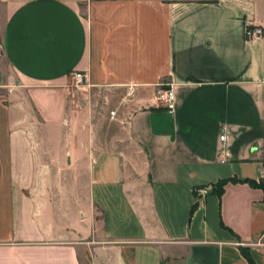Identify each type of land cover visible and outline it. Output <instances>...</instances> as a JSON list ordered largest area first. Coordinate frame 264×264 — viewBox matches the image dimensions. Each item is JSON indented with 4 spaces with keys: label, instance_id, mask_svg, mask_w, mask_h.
Instances as JSON below:
<instances>
[{
    "label": "crops",
    "instance_id": "1",
    "mask_svg": "<svg viewBox=\"0 0 264 264\" xmlns=\"http://www.w3.org/2000/svg\"><path fill=\"white\" fill-rule=\"evenodd\" d=\"M0 16V264H251L242 247L264 264L246 181L264 180V35L246 36L264 0H0Z\"/></svg>",
    "mask_w": 264,
    "mask_h": 264
},
{
    "label": "built area",
    "instance_id": "2",
    "mask_svg": "<svg viewBox=\"0 0 264 264\" xmlns=\"http://www.w3.org/2000/svg\"><path fill=\"white\" fill-rule=\"evenodd\" d=\"M264 35V28L260 25H249L246 28V36L248 39L259 38ZM78 81L81 82L83 78L82 73H78ZM164 86L160 87L157 90L156 98L157 100L168 110L169 113L174 114L176 111V97L174 89L171 83L167 82L163 84ZM221 140L224 141L226 138L225 134L220 136ZM224 152V150H222ZM222 162L226 161L225 157L221 158ZM194 192L198 197H202L208 193L207 186H197L194 188Z\"/></svg>",
    "mask_w": 264,
    "mask_h": 264
},
{
    "label": "rangeland",
    "instance_id": "3",
    "mask_svg": "<svg viewBox=\"0 0 264 264\" xmlns=\"http://www.w3.org/2000/svg\"><path fill=\"white\" fill-rule=\"evenodd\" d=\"M88 0H79L80 2V6H81V9H82V12H85L86 10V3H87ZM2 27H3V18L0 16V32L2 30ZM0 54L3 55V50H2V46H0ZM6 71H7V74L11 77H14L13 76V72L10 68L9 65H6ZM78 73H81V72H75L71 75V83H70V86L72 88V90L77 94V95H81L82 93H84V90L82 88H79V85L82 84L83 82V79L84 77L82 78V81L79 82L78 79ZM82 96V95H81ZM78 100H80L79 96L77 97ZM105 100H104V97L102 96V100L99 101V106L98 104H96V107L98 106L100 108V106H103L102 104H104Z\"/></svg>",
    "mask_w": 264,
    "mask_h": 264
},
{
    "label": "trees",
    "instance_id": "4",
    "mask_svg": "<svg viewBox=\"0 0 264 264\" xmlns=\"http://www.w3.org/2000/svg\"><path fill=\"white\" fill-rule=\"evenodd\" d=\"M246 181L249 182L252 186H258L264 190V180L257 182V181L252 180V179H247ZM229 182H240V179H238L236 177H232L229 179H224V180L219 181V184L217 186L219 194L223 193L226 184H228ZM204 186H206V185H204ZM242 253L250 261L251 264H256L247 248L242 247ZM160 264H166V260H162Z\"/></svg>",
    "mask_w": 264,
    "mask_h": 264
}]
</instances>
